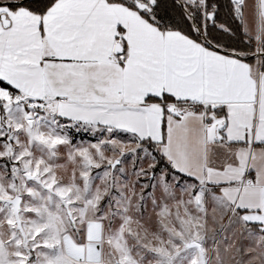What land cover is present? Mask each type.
Wrapping results in <instances>:
<instances>
[{
	"label": "snow or ice",
	"instance_id": "obj_1",
	"mask_svg": "<svg viewBox=\"0 0 264 264\" xmlns=\"http://www.w3.org/2000/svg\"><path fill=\"white\" fill-rule=\"evenodd\" d=\"M0 264H264V0H0Z\"/></svg>",
	"mask_w": 264,
	"mask_h": 264
}]
</instances>
